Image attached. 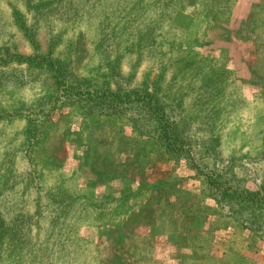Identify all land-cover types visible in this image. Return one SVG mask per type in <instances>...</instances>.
<instances>
[{
	"label": "rangeland",
	"instance_id": "374dc122",
	"mask_svg": "<svg viewBox=\"0 0 264 264\" xmlns=\"http://www.w3.org/2000/svg\"><path fill=\"white\" fill-rule=\"evenodd\" d=\"M157 83L225 164L174 160L62 89ZM190 157L264 185V0H0V264H264Z\"/></svg>",
	"mask_w": 264,
	"mask_h": 264
},
{
	"label": "trees",
	"instance_id": "16d2710c",
	"mask_svg": "<svg viewBox=\"0 0 264 264\" xmlns=\"http://www.w3.org/2000/svg\"><path fill=\"white\" fill-rule=\"evenodd\" d=\"M54 76L58 83V79L63 80L62 69L59 68ZM158 84L129 92L89 90L87 85L79 88L81 91L71 92L64 88L65 86H62V89L63 92L76 97L73 101L85 109V116L126 118L137 136L156 140L174 160L181 156L188 157V144H194L201 150L202 155L220 161L217 139L212 134V126L207 125L206 118L184 117L182 100L169 92H160ZM132 103H138L140 106L134 109H126L123 106ZM203 137L206 138L204 141ZM189 160H193L196 172L202 174L207 196L224 210L227 217L253 232L264 242V185L257 184L255 190H249L242 185V180L232 176L230 166L225 171L211 167L204 168L202 172L192 157ZM220 163L225 164L226 161L221 160Z\"/></svg>",
	"mask_w": 264,
	"mask_h": 264
}]
</instances>
